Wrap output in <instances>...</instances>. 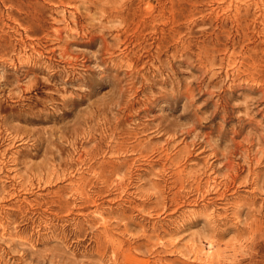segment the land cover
Segmentation results:
<instances>
[{
  "label": "rangeland",
  "instance_id": "rangeland-1",
  "mask_svg": "<svg viewBox=\"0 0 264 264\" xmlns=\"http://www.w3.org/2000/svg\"><path fill=\"white\" fill-rule=\"evenodd\" d=\"M0 264H264V0H0Z\"/></svg>",
  "mask_w": 264,
  "mask_h": 264
}]
</instances>
